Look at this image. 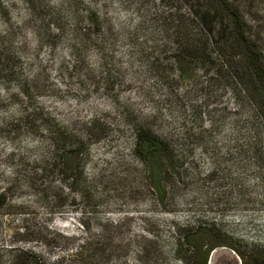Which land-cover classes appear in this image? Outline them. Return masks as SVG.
Segmentation results:
<instances>
[{"label":"rangeland","instance_id":"374dc122","mask_svg":"<svg viewBox=\"0 0 264 264\" xmlns=\"http://www.w3.org/2000/svg\"><path fill=\"white\" fill-rule=\"evenodd\" d=\"M190 3L0 0V264L264 261V119Z\"/></svg>","mask_w":264,"mask_h":264},{"label":"trees","instance_id":"16d2710c","mask_svg":"<svg viewBox=\"0 0 264 264\" xmlns=\"http://www.w3.org/2000/svg\"><path fill=\"white\" fill-rule=\"evenodd\" d=\"M193 19L201 25L206 41L219 34L222 45L217 50L238 73V83L254 102V108L264 119V42L261 33L246 19L240 5L234 0H190ZM180 34V32H178ZM179 35L177 36V38ZM180 53L188 44L179 42ZM193 47L189 52L193 53ZM137 152L141 156L160 155L164 141L150 132H141L137 138Z\"/></svg>","mask_w":264,"mask_h":264},{"label":"flooded vegetation","instance_id":"af4514ba","mask_svg":"<svg viewBox=\"0 0 264 264\" xmlns=\"http://www.w3.org/2000/svg\"><path fill=\"white\" fill-rule=\"evenodd\" d=\"M228 249H231V248H229L228 247ZM233 249H231V251H232ZM213 256H214V251H212L211 253H210V258H209V260L206 262V264H212V259H213ZM248 257V256H247ZM219 264H228V263H219ZM248 264H264V261L263 260H255V259H249V261H248Z\"/></svg>","mask_w":264,"mask_h":264}]
</instances>
